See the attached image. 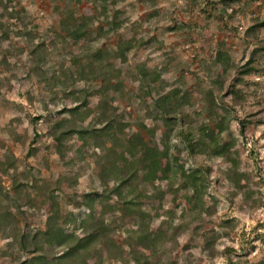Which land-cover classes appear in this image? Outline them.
<instances>
[{"label": "rangeland", "instance_id": "rangeland-1", "mask_svg": "<svg viewBox=\"0 0 264 264\" xmlns=\"http://www.w3.org/2000/svg\"><path fill=\"white\" fill-rule=\"evenodd\" d=\"M83 17L90 35L75 42L67 30ZM121 41L133 44L126 61L116 56ZM99 50L106 54L102 62L94 57ZM220 52L230 60L219 61ZM92 63L105 72L95 76ZM249 63L254 70L243 74ZM106 77L115 86L106 99L128 123L122 136L142 131L164 154L166 177L160 173L155 186L134 191L151 213L150 228L165 233L149 264H230L246 253V264L264 261V238H257L264 233V0H0V264H21L41 253L24 237L46 229L53 198L60 224L84 235L78 224L89 212L90 192L102 194L95 213L111 222L121 255L110 261L103 246L89 263L137 264L140 219L125 216L120 199L109 193L117 182L101 175L107 151L77 135L60 151L51 135L54 122L71 120L63 112L80 104L84 88L94 93L85 125L96 123ZM165 94L188 98L171 115L177 124L168 136L170 126L154 106ZM224 116L231 121L223 138L234 139L241 170L252 177L241 178L250 195L218 179L230 166L226 159L187 149L189 126L215 127ZM196 169L205 172L208 190L205 208L194 211L195 199L181 184L182 172ZM228 220L237 229L224 228ZM203 234L213 242L210 249ZM66 249L47 247L48 259ZM75 260L59 264H80Z\"/></svg>", "mask_w": 264, "mask_h": 264}, {"label": "trees", "instance_id": "trees-1", "mask_svg": "<svg viewBox=\"0 0 264 264\" xmlns=\"http://www.w3.org/2000/svg\"><path fill=\"white\" fill-rule=\"evenodd\" d=\"M67 35L75 42L88 37L90 31L87 18L83 17L74 27L70 26L67 30ZM132 45V41H126L125 43L124 41L119 42L118 49L116 50L117 58L126 61L128 51L132 48ZM105 56L106 54L100 50L94 54L98 62H102ZM218 59L223 63L230 60L228 56H225L221 52L218 55ZM93 66H95V63L91 65L95 76L97 73H101L100 75H102L105 72L101 68L95 71ZM252 70H254V67L249 63L245 70H243V74ZM83 72L84 69L79 72L81 78L83 77ZM144 75L146 74L144 73ZM105 79V85L102 88L100 87L102 98L101 102L97 105L99 112L97 120L95 121L96 123L92 126L85 125L86 118L90 116L88 108L89 97L94 95V93L92 90H85L84 88L85 96L82 99L77 98V101L80 100V104L63 112L71 113V120L63 117L54 122L51 135L57 140L60 151H62L65 141L76 135L81 139L85 138L86 140L92 141L97 148H102L103 151H107L108 154H106L109 155V157L107 156L109 163L105 169H102L103 172L101 175L107 183L110 180L117 182L109 190V193L115 194L120 199L122 204L119 209L123 214L125 216L136 215V217H139V226L141 228L139 230L138 244L135 246L134 260L137 264H149L150 259H156L159 256V245L164 243L165 233L161 234L162 232H159V229L154 230L150 228L151 224L146 221L151 220V213L142 209L140 206L141 199H138L139 194H134V191L141 184L147 185L148 183H152L154 185L160 177V173L166 177L164 154L160 145L153 144L151 140L146 139L142 131L134 132L127 139L122 136L128 127V123L120 119L117 113V107L110 104L106 99L108 95L107 89L111 86L114 88L115 86L109 77ZM232 93L237 95L238 90ZM182 100L183 102L188 101L187 96H183ZM183 102H181V98H178L177 95L172 96L170 94H165L154 101L155 109L157 112L158 110L161 111L164 122L170 126L166 131V136L171 135L175 129L174 124H177V120H173L176 117H171V115L177 114ZM81 105L85 107L84 110H79ZM39 118L44 117L39 116ZM230 118L224 116L218 121L215 127H211L208 124H202L198 128L189 126L183 136L187 143V149L192 153L205 156L209 160H214L217 157L226 159L230 163V166L227 170L222 171L218 179L223 177L229 183L233 184L234 189L239 190L242 194L250 195L249 190L245 189L250 184L246 185L242 183L241 178L247 176V180L252 181V177L247 172L241 170L239 157L233 150L234 139L229 138L225 140L223 138V134L230 126ZM47 119H51L52 121V115L47 116ZM151 131L152 136H155V131ZM164 148L167 154H169L170 147L166 145ZM210 169L211 167L207 166V171H210ZM140 171L142 172L141 175ZM204 173L200 169L193 170L189 173L186 171L182 172L183 179L181 188L188 192L192 200L193 198L195 199V203L193 204L194 211H197L199 208H205L206 206L204 197L206 189L208 190V183ZM173 191H175V188ZM101 196L102 194L100 192H90L85 195V203L89 208V212L80 219V223L78 224L79 229L84 231V235L82 236L77 231H67L60 224V204L53 198V203L50 207L51 214L47 218L46 229L40 230V235L35 233L33 236L29 235L28 237H24L32 242L35 250L41 253L31 256L21 264H59L67 258L72 260L76 259L75 261H79L80 264H90L89 257L95 254L98 256L103 246H106V251L112 253L110 257L108 256L110 261L112 259L119 260L121 250L118 249L117 244L112 240L111 232L113 231V226L111 222L104 217L98 218L95 213V205L93 203ZM222 226L226 229H237V223L230 220L225 221ZM259 237L264 238V233L257 234V238ZM202 238L210 249L213 242L206 234H203ZM53 245L67 246V249L64 253L49 260L46 249ZM211 251L214 254V248ZM229 261L230 264H246L250 263L251 260L249 259V254L246 253L245 256ZM251 264H264V261L252 262Z\"/></svg>", "mask_w": 264, "mask_h": 264}]
</instances>
